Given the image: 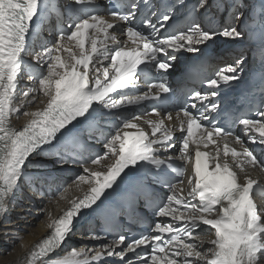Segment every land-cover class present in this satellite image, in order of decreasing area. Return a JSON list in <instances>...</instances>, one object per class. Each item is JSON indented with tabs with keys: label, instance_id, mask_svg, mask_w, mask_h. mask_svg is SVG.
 Masks as SVG:
<instances>
[{
	"label": "snow or ice",
	"instance_id": "snow-or-ice-1",
	"mask_svg": "<svg viewBox=\"0 0 264 264\" xmlns=\"http://www.w3.org/2000/svg\"><path fill=\"white\" fill-rule=\"evenodd\" d=\"M69 7L68 26L57 29L58 35L52 44L41 45L39 51H34L29 43L30 35L37 37L34 24H43L53 14L63 23L65 13L58 10L54 0H0V213L7 211L8 201L15 195L33 156L51 155L58 164L79 163L81 171L73 183L78 189L82 185L89 186L81 196L73 197L58 217L52 218L48 213L49 232L26 253L24 264H46L49 255L58 250L72 232L81 211L90 208L107 189L113 188L126 169L148 165L147 178L152 169L163 172V166L167 165L178 183H183L179 178L186 169L174 168L170 163L172 157L163 155L175 147V137L174 129L165 124L159 106L151 108V114L157 119L143 121L150 132L136 123L141 117L129 116L120 110L145 101H163L162 94L170 93L164 77L172 67L175 54L196 52V46L217 35L192 21L185 28L161 33L164 22L171 18V7L152 13L162 21L159 28L145 18L143 29L132 25L138 10L135 2L124 12L109 11L108 18L99 14L94 0H73ZM204 7L206 0H198L193 11ZM259 16L264 23V4ZM242 17L241 11L234 15L236 21ZM121 21L130 25L122 33L127 37L123 46L113 31ZM219 35L236 39L242 33L236 25L228 24ZM29 51H33L32 60L41 66L46 64L47 70L29 73L30 80L37 86L27 87L22 93L24 99L17 104L19 78L25 66L23 56ZM240 63V60L235 61L237 66ZM237 72L236 66L227 65L205 79L209 92L192 91L193 100L207 103L204 112L193 114L186 105L176 113L182 136L179 158L192 161L187 197L182 195V189L177 190V185L165 180L169 188L166 198L153 202L147 185H140L131 195L148 197L155 217L161 218L148 234L130 241L125 235L114 234L111 241L99 248L72 249L51 264H103L104 257L117 256L123 260L127 253L136 252L142 246L150 247L151 252H145L140 264H258L260 256L264 255V216L259 214L253 199L258 182L245 174L241 183L235 169L244 172L246 165L264 168V160L243 147L245 142L240 135L225 131L214 121H210V127L204 124L209 121L206 113L218 107L208 96H217L221 85L238 79ZM142 79L147 91L139 92ZM133 90H137L136 94L129 95ZM34 93L47 98L43 107L24 111L23 115L29 119L20 128L13 126L11 117L19 115L26 104L35 101ZM30 95L32 99H27ZM97 106L109 110V114L117 110L118 123L108 134L100 131L94 122ZM190 107L197 105L193 103ZM255 111L259 118H237L235 122L242 126L247 141L264 151V103ZM167 119H172L171 113L167 114ZM82 122H88L90 133L93 128L98 132L103 142L102 154L88 151L87 142L94 137H83L77 128ZM232 139L242 145L241 150L230 147ZM193 144L196 145L194 155L190 150ZM201 144L205 148L215 145V154L201 151ZM106 159L111 162L103 164ZM98 167L104 170H97ZM151 183L149 180L148 184ZM67 191L65 188L60 193V199L65 198ZM164 218H168V222H164ZM201 226L214 230L211 239L205 241L196 234ZM125 243L127 246L118 250ZM205 243L210 247L199 250Z\"/></svg>",
	"mask_w": 264,
	"mask_h": 264
},
{
	"label": "bare ground",
	"instance_id": "bare-ground-1",
	"mask_svg": "<svg viewBox=\"0 0 264 264\" xmlns=\"http://www.w3.org/2000/svg\"><path fill=\"white\" fill-rule=\"evenodd\" d=\"M247 8L243 11V17L246 16ZM53 42H51L52 44ZM43 65V67H45ZM47 70V69H46ZM25 83L21 85L16 94V103L19 104L21 100L24 99L22 93L26 90L27 87L37 86L32 80L29 78L24 79ZM35 97H38V102L35 105L26 104L21 113L19 115H13L11 117V122L13 126L20 128L26 122L29 117L23 115L24 111H35L39 108H42L47 98L42 94L34 93ZM27 99H32L30 95ZM141 117V120H137L136 123L140 125H146L143 121L147 119H157L156 116L153 115H137ZM163 117V116H162ZM164 118V117H163ZM165 124L167 126L171 125V121L165 119ZM176 133L178 131H175ZM175 147L170 149L166 155L172 154L175 149L178 147L177 142H174ZM230 145H232L237 150H241L242 145L236 144L235 141L230 140ZM196 146L192 145L191 147ZM200 146H203L202 144ZM243 147H248L249 145H243ZM99 148L103 149V142L99 144ZM221 148V147H220ZM214 155L216 151L215 145H209L207 147ZM223 149L221 148V152ZM221 159L223 157L221 156ZM230 159V158H229ZM32 163L28 164L25 167V174L20 179L19 187L15 193V195L11 196L8 204L7 211L5 213H0V264H24L26 253L33 247V245L39 242L42 238H44L49 230L47 228V223L49 221L48 213H51L52 218L58 217L61 214V211L68 206V202L73 197H79L83 194V191H86L89 187L88 185H82L80 189H78L74 185V180L68 182L65 188L68 189L66 193H64L65 198L60 199V194H58L53 201H49L46 197H40L33 193L32 188L34 186H40L44 191L43 185L50 182L48 187H52L53 184L57 181L58 176H62L60 173H65L66 170L62 169L63 164L57 165L55 162V158L50 157H41V156H33L31 158ZM264 160V159H263ZM110 159L104 160L103 164L110 163ZM188 166V170L186 173V177L182 184L177 186V190L180 191L182 189V195L187 197L188 191L190 189V185L188 184L187 177L191 174V161L186 162ZM97 167V166H90ZM97 170H104L102 168H97ZM240 178V182H244L245 174L249 175L252 179L256 181L264 182V168L262 167H253V166H245V171L241 172L239 169H235ZM81 167H77V175L80 173ZM64 188V189H65ZM63 192V191H62ZM18 195H20V199H17ZM43 201H47L45 206H42ZM258 205L261 204L259 200H257ZM17 204V205H16ZM16 205V206H15ZM19 205V206H18ZM14 210H13V207ZM260 215L264 216V209L260 211ZM83 229L82 227L73 228L72 232L66 237L62 246L51 253L47 258L46 264H51L58 257H63L72 249L79 250L80 248H91L92 247L83 244L81 240H86L89 242L96 241V239L91 237H80L78 234ZM25 232L26 234H23ZM205 241L211 239L213 237V231L206 235H199ZM210 247L207 243L203 245L199 250L205 251ZM258 264H264V255H261Z\"/></svg>",
	"mask_w": 264,
	"mask_h": 264
},
{
	"label": "rangeland",
	"instance_id": "rangeland-1",
	"mask_svg": "<svg viewBox=\"0 0 264 264\" xmlns=\"http://www.w3.org/2000/svg\"><path fill=\"white\" fill-rule=\"evenodd\" d=\"M38 99H39V98L36 97V98H35V101H34L31 105H32V106L35 105V104L38 102ZM16 101H17V100H16ZM19 197H20V195H18L17 199H20ZM50 201H53V200H50ZM44 203L46 204L47 202H46V201H43L42 204H44ZM45 204L42 205V206H45ZM16 205H17V204H16ZM16 205H15V206H16ZM18 206H19V205H18ZM11 207H13V206H11ZM14 208H15V207H13V210H14ZM23 234H26V233L23 232Z\"/></svg>",
	"mask_w": 264,
	"mask_h": 264
}]
</instances>
